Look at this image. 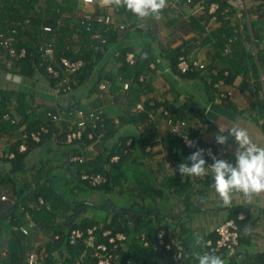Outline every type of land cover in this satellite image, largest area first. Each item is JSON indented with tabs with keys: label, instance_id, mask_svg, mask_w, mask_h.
<instances>
[{
	"label": "trees",
	"instance_id": "obj_1",
	"mask_svg": "<svg viewBox=\"0 0 264 264\" xmlns=\"http://www.w3.org/2000/svg\"><path fill=\"white\" fill-rule=\"evenodd\" d=\"M204 1L208 7L216 0ZM218 9L216 11V13L219 12L217 14L218 28L211 36H205V39L212 43L211 51L218 60L216 68L213 70L210 91L220 98V89L216 87L217 83L222 86L228 85L233 82L236 76L248 75L250 72L259 77V70L264 71V47H261L257 41L253 42L252 38H256L257 26L249 11L253 37H249L247 33L242 34L230 24L226 18L230 12L223 10L221 6ZM114 10L115 13L111 14L121 16L122 23L131 29L130 34L133 31H139L147 36L151 35L147 27L139 26L140 17L125 7L114 6ZM81 11L79 6L61 0H0V32H5L9 25L17 26L20 30L18 48L25 47L27 49L26 56L15 58L11 66L0 61L1 68L17 73L24 79L37 81V78L41 77L50 89L55 91L59 79L48 74L46 67L49 62L42 57L38 49L42 42L50 44L54 47L57 60L64 57L70 61L82 60L84 62L80 72L68 74V79L74 90L81 89L82 96L86 98L96 95L94 107L101 106L109 97H113L119 102L122 109L120 124L116 125L113 120L104 119L106 129L103 133L97 128L93 129L92 124H89L87 132L93 131V140L103 137L107 141L110 140L112 146L94 157L87 156L88 160L83 164L74 163L79 170L76 176L71 173V178L63 181L67 184L66 190L59 189L54 180L48 177L45 182L38 181L36 187L24 198H22L23 195H18L16 201L21 198L22 200L15 203L11 209L27 200L34 202L32 204L35 207L33 209L24 207V212L20 216L12 217L13 229L10 248L8 252L0 249V261L4 260L3 264H29L26 260L27 254L32 250H37L40 264H97L96 246L100 242L108 243V238L104 237L102 233L106 229H112L114 234L123 232L127 235V241L124 245L119 244L115 251L120 256L128 257L132 264H199L196 256L204 253L219 256L224 264H264V254L261 252L243 254L241 257V251L238 250L239 245L234 249L222 247L212 252L207 246V242L212 240L214 245L217 242L219 235L214 230L196 234L185 225L181 226L179 230L171 229L168 224H155L152 212L136 211L132 213L128 208H123V213L113 212L111 213L113 216L105 220L95 217L73 219L77 208L80 207V204L76 205L75 203L78 202L79 195H82V191L78 190V187L82 185L85 190L87 188L94 189L80 179V174L83 172L103 173L107 176L108 181L94 190H105L109 194L118 191L124 193L125 190L126 192L148 195L153 199L165 192L163 186L166 189L180 191L190 185L192 181V177L180 175L178 166L174 172H168L162 178L149 168L140 170L137 166L141 162V156L142 158L150 157L152 152L147 151V147L162 141L159 126L163 119L161 108L172 110L174 106V103L164 94L163 98L159 97L160 99L155 96L150 99L148 97V93L153 91L156 81L155 71L153 70L154 73H152L149 66L151 61L157 60V56L153 54L152 45H147V48L141 51H137L132 45L120 47L118 39L120 30L115 25H101L93 20H87L80 15ZM245 17L246 13H244L243 19ZM192 19L195 22L198 18L193 17ZM44 26H51L52 32L45 31ZM194 28H199L201 32L204 31L200 25L194 26ZM245 29L247 32L249 31V27H245ZM97 34L101 38H97ZM103 39L104 42H102ZM252 44L256 45V50L251 53L249 47ZM192 48V42H190L176 50L167 51L174 72L177 71L176 65L179 57L182 54H189ZM6 52L5 48L0 45V53ZM128 52L134 53V64L126 60ZM186 74L192 76L195 73L188 72ZM141 75L146 76L143 81L140 80ZM102 83L107 84L106 90L100 88ZM124 83L129 84L127 90H123ZM261 88V82L257 80V89L262 95ZM143 95H147L148 98L142 100ZM152 102L153 104H151ZM138 103H142L143 108L139 112H134L132 109ZM70 106L60 107V111L68 114ZM73 107L87 109L81 99L75 101ZM48 110V106L30 104L25 92L0 88V137L6 134L8 128L12 131L25 125L26 130L31 132L37 130L41 125H45L49 127L50 132L43 135L42 142L48 137L52 138V133H56L58 127L48 118ZM5 115L10 116V119H6ZM176 116L181 118L182 113H176ZM66 124L64 127H67ZM128 126L126 131H122ZM66 131L61 134L62 140L66 138ZM169 135L184 147L182 141L173 133L169 132ZM42 142L38 144L28 141V146L32 148ZM21 143L22 140L13 147L15 156L11 160V173L14 174H22L25 171L26 153L19 151ZM64 147L67 148L68 157L84 151L83 146L76 143L70 147L67 145ZM185 150L189 153L193 152L186 148ZM83 155L86 156V154ZM116 155H119V159L112 162V157ZM204 159L206 160L205 157ZM131 164L134 165V168L130 175L134 174L135 180H130V175L125 170ZM42 170L46 172L47 168ZM204 177L209 184L212 183L213 180L209 173ZM60 179L62 180V178ZM29 189L31 190L32 187L25 190ZM40 197L44 199L42 204L39 203ZM65 197H68V200ZM70 211L73 213L69 214ZM240 212L246 214L244 219L238 218ZM253 212V207L246 205L233 206L229 211L228 218L235 219L239 227V244L243 238L244 227L253 219ZM30 221H36L40 225L45 236L48 237L46 242L38 246L36 243L31 246L26 245L29 232L25 233L23 228H26L27 225L24 223ZM93 226L97 227L94 244H88L86 237L77 240L74 244L70 243L69 236L72 229L86 230ZM162 229L166 231V242L172 244L169 250L158 243V233ZM152 232L153 235L150 236ZM173 237L182 246V260L176 259L178 246L172 242ZM110 247L114 251L113 245ZM4 251L7 252L6 255H2ZM57 257L61 261L58 262Z\"/></svg>",
	"mask_w": 264,
	"mask_h": 264
},
{
	"label": "crops",
	"instance_id": "obj_2",
	"mask_svg": "<svg viewBox=\"0 0 264 264\" xmlns=\"http://www.w3.org/2000/svg\"><path fill=\"white\" fill-rule=\"evenodd\" d=\"M61 1L65 2L66 0ZM70 2L81 9H88L91 12L115 13L114 6L105 7L100 3V0H96L94 4L89 5L84 4L82 0H67V3ZM212 3H217L219 9L221 6L223 10L230 12L226 18L237 30L242 32V34L247 33L249 37H253L249 11L257 26L256 38H252L253 42L257 41L261 47H264V0H216ZM205 4L207 3L205 2ZM218 13L210 12L207 7L203 11H200L196 2L187 4L185 0H167L166 7L162 10L159 19L155 17L139 19V26L147 27V30L151 32V35L148 37L152 41L153 51L155 49V53L153 54L157 58L162 57L161 63H158L156 70H154L156 77L154 89L147 95L149 99L154 96L155 98L161 96L163 98V94L166 95L174 103L172 111L177 114L182 113L181 118L188 119L192 135L198 136L199 141L204 146L211 145L214 141H217V135L228 136L227 130L219 132V124H226L229 127L231 125L244 127L249 131L254 142L264 146V96L257 89V80L261 82V86L262 82H264V71L259 70V77H256L252 72L248 75L241 74L236 76L231 84L222 86L225 90L231 91V95L227 99H221L210 91L213 70H215L218 60L213 55V51H211L213 48L212 43L207 41L205 36L209 37L217 30L219 25ZM244 13H246L245 19H243ZM120 17L117 18L118 22H122ZM193 17H197L198 19L194 22ZM197 25H200L204 31L201 32L199 28H194ZM245 27H249L248 32ZM130 31H126V35H121L119 31V46L132 45L137 51L146 49V46L135 47L137 43L140 46L143 43L140 39L137 42H135L136 39L133 37L129 39L131 35ZM190 42H192L193 48L186 55L199 59L206 64L204 71L195 73L192 76L181 74L177 71L174 72L167 55L168 50H176L188 45ZM249 48L251 49L250 52H254L256 45L252 44ZM23 87L28 88L30 91H22L21 88ZM0 88L6 90L17 89L25 92L30 104L48 106L49 109L52 107L51 110L55 113H58V108L65 107L67 104V100L56 95L43 78H37V81L24 79L19 74L12 71L9 72L7 69L1 67ZM74 91L70 93L68 103H74L81 99V102L87 106V109L95 108L94 100L96 95L86 98L82 96L83 93L77 95ZM147 95H143L142 100L147 99ZM118 105V101L114 100L113 97H109L102 104L105 118L111 121L121 117L122 109ZM113 122L115 123V121ZM65 124L61 122L57 125L58 131L52 133V138L48 137L40 145L32 148L28 146L27 151L23 152L26 153V157L24 160L25 171L22 174L11 173V160L13 159L11 153H13L14 145L21 141L22 130L14 129L11 131L8 128L6 134L0 137L1 250L9 251L13 229L12 217L15 216L16 218V216H20L24 212L23 207H27L28 209L35 207L32 204L34 202L27 200L23 204H18L11 209L15 203H19L22 198L27 196L36 187L38 181L45 182L48 177H58V180L62 178L64 181L66 180L65 178L71 176L65 166V160L68 158L67 148L64 147L65 145H62L63 140L60 138L64 131L69 130V124H66L67 127H64ZM159 126L162 141L153 146L150 157L142 158L140 155L141 162L137 166H145V168H149L162 178L164 174H167V171L169 172L167 168L169 160H173L176 166L180 162L190 165L191 162L186 158L191 153L187 152L181 144L169 135L168 128L164 126L163 122ZM127 128L129 126L123 128L122 131H126ZM99 131L103 133L104 127L99 128ZM218 144L226 148L229 156L235 160L237 145L233 137L229 136L227 142L223 145ZM111 146L112 142L110 140L107 141L101 137L91 141L87 145L88 149L83 148L84 151L77 154H86V156L94 157ZM62 148H64L63 151L61 150ZM43 168H47V171H43ZM209 174L213 180L211 184L206 181V177H192L191 184L185 189L173 191L181 193L174 194L177 196V199L171 197L173 193H168V191L160 193L156 199L148 195L128 192L126 195H135L134 198H130V200L126 198L125 200L121 199V202L118 203L114 194L111 195L105 190H94L95 199L92 203H96L95 207L100 209L101 212L99 214L96 211L93 214H83L82 212L91 205L85 206L82 201H89L88 198L85 199L82 195H79L77 201L80 202V206H85V209L74 215H77L76 218L78 219L101 216L105 220L113 216L111 213H123V208H128L132 213L136 211L143 213L152 212L155 224H168L169 228L177 230L185 225V227L193 230L196 234H203L213 231L215 226L227 219L229 211L233 206H252L254 211L253 219L244 227L243 238H241L238 250L241 251V257L243 254H257L259 252L264 254V193L252 197L251 202H247L242 193H233L232 204L230 206H223L214 188L213 175L210 171ZM30 186L32 189L26 191L25 189ZM63 186L65 187L67 184L63 182ZM19 194L23 195V197L16 201ZM3 195L7 196L6 200L2 199ZM138 196L140 198L136 200L135 198ZM107 197L112 200L114 205H117L118 209L116 211L108 210L104 206L105 198ZM146 198H151L152 203L147 204ZM156 204L159 206L158 211ZM27 208L26 211L28 210ZM149 208L151 209L150 211H148ZM72 213L73 211H70L69 214ZM24 224H27L26 228L29 232L26 245L31 246L33 243L39 245L47 241L48 237L45 236L42 228L36 221ZM151 235H153V232ZM57 261L59 262L61 259L57 257ZM4 262V260L0 261L2 264Z\"/></svg>",
	"mask_w": 264,
	"mask_h": 264
},
{
	"label": "built area",
	"instance_id": "obj_3",
	"mask_svg": "<svg viewBox=\"0 0 264 264\" xmlns=\"http://www.w3.org/2000/svg\"><path fill=\"white\" fill-rule=\"evenodd\" d=\"M84 4H94L96 0H82ZM187 4H192L196 2L200 11H203L207 4H205L204 0H185ZM219 5L217 3H212L209 5L208 10L214 13L218 9ZM80 15L87 20H93L96 23L101 25L112 26L115 25L118 30L127 29V25L124 23H119L118 19L120 16L117 14L111 13H96L97 11H89L88 9H81ZM45 31L52 32L51 26H44ZM20 34V30L17 26L9 25L5 32H0V45L5 48L6 53H0V61L7 66H11L13 64V60L15 58L25 57L27 54V49L25 47L18 48L19 40L18 35ZM97 38H101L99 34L96 35ZM105 40L103 39L102 42ZM39 52L42 54V57L49 62L46 67V70L50 76L55 79H59L57 83V89L54 91L56 95L67 100V104L71 105L68 109V114H64L58 108V113L53 112V110L49 109L47 111L48 118L53 121L56 126L61 122H69V130L66 133V138L63 140V144L71 146L76 144L82 145L84 149H88L87 145L93 141L94 133L93 131H88L89 124H92L93 129H99L103 126L101 122H103V117L105 115L104 108H89V109H81L74 108V103H68L69 95L73 92V86L70 84V80L68 79V74H76L80 72L84 66V62L82 60L70 61L67 58H61L57 60L55 57L54 47L50 44L41 43L38 46ZM255 51V50H254ZM126 60L134 64L135 55L133 52H128L126 55ZM161 61V57H158L156 61H151L149 66L152 70H156L157 63ZM177 72L181 74L186 73H198L204 71L206 69V64L199 59L191 58L186 54H182L177 62ZM63 75V77H62ZM146 78L145 75H141L140 80L143 81ZM107 84L102 83L100 85L101 89L106 90ZM216 87L220 88V97L226 99L231 95V91L225 90L220 84H216ZM129 88L128 83L123 84V89L127 90ZM262 93L264 96V82H262ZM153 104V102L151 103ZM65 106V107H66ZM143 108L142 103H138L132 110L134 112H139ZM163 111V119L162 122L165 127L168 128V131L173 133L177 138H179L184 148L189 149L193 152L200 150L202 155L207 160V165L213 163V157L217 159H224L230 163H234V160L229 157V152L223 146H220L217 141H214L213 144L204 146L199 141V137L196 135H192V131L190 129V124L187 118H178L176 113L172 110L162 109ZM6 119H10V116L5 115ZM115 123L119 124V118H115ZM15 122V120H13ZM22 135L21 140L22 143L19 146L20 152H25L28 149V141H34L36 143L42 142V138L44 134H48L50 132L49 127L45 125H41L37 130H33L28 132L26 130L25 125L21 128ZM153 146L150 145L147 147V151H152ZM15 153H11V157H14ZM119 159V156L112 157V162H116ZM88 160L87 156L83 154H72L70 158H66L70 164L80 163L83 164ZM176 163L173 160H169L167 163V168L169 172H174ZM168 173V171H167ZM80 179L86 183L91 188L97 189L99 186L105 184L108 179L107 176L103 173H91V172H83L80 174ZM3 200L7 199L6 195L2 196ZM39 203H44V199L42 197L39 198ZM24 208V207H23ZM246 214L244 212H240L238 215L239 219H244ZM97 230L96 226L88 227L85 229L75 228L70 232L69 240L71 244L77 242V240L86 237L88 240V244H94L95 240V231ZM23 231L27 233V229L23 228ZM214 231L219 235L217 242L213 243L212 240H208L207 246L210 247L211 251L219 250L222 247H227L229 249H234L239 245L240 240V231L238 224L235 219L227 218L223 222L219 223L215 226ZM102 235L108 238V243L100 242L96 246L95 256L98 259L97 264H132V262L126 256H120L119 253L115 251L120 245H124L127 241V235L123 232L113 233L112 229H106L103 231ZM166 231L162 229L158 233V243L166 247L169 250L172 246L171 243H167L165 239ZM172 242L176 243L178 246V252L176 259L182 260L183 252L182 246L178 243V241L173 237ZM113 245L114 251L112 250ZM38 246V245H36ZM7 252L4 251L2 255H6ZM26 260L29 264H40L39 253L37 250H32L27 254Z\"/></svg>",
	"mask_w": 264,
	"mask_h": 264
},
{
	"label": "clouds",
	"instance_id": "obj_4",
	"mask_svg": "<svg viewBox=\"0 0 264 264\" xmlns=\"http://www.w3.org/2000/svg\"><path fill=\"white\" fill-rule=\"evenodd\" d=\"M100 3L105 7H125L128 11L142 19L148 17L159 19L162 10L166 7L167 0H100ZM101 107L103 106L95 108ZM118 118L120 121V117ZM103 119H105V115ZM102 124L105 130L104 120ZM226 130L228 136L217 135L216 140L223 145L227 142L229 136L234 138V142L237 145L235 160L229 156L234 160V163L213 157V163L207 165L202 152L197 150L186 158L191 164L180 163L178 171L181 176L200 178L208 175L210 171L213 175L215 191L220 197L223 206H230L233 202V193L237 192L242 193L247 202H251L252 197L264 193V146L254 142L249 131L244 127L237 125L229 127L226 124H219V132ZM82 202L85 204V201ZM196 259L199 264H224V261L219 256L211 253L198 254Z\"/></svg>",
	"mask_w": 264,
	"mask_h": 264
},
{
	"label": "rangeland",
	"instance_id": "obj_5",
	"mask_svg": "<svg viewBox=\"0 0 264 264\" xmlns=\"http://www.w3.org/2000/svg\"><path fill=\"white\" fill-rule=\"evenodd\" d=\"M65 2H67V0L65 1ZM129 30H131L129 27H127V29H125V30H121L120 32H121V35H126L127 34V32L126 31H129ZM132 37L133 38H135L136 39V41L135 42H137L139 39L140 40H142V43H143V45H141L140 46V44H136V46L135 47H142V46H147V45H152V41L150 40V38L147 36V34H144V33H140V32H131V35L129 36V39H132ZM153 47V46H152ZM153 53H155V49H154V51H153ZM21 90L22 91H25V90H27V91H30L28 88H26V87H23V88H21ZM77 95H81V92H82V90L81 89H75V91H74ZM118 107L120 108V106L118 105ZM50 109H52V107H50ZM62 151L64 150V148H62L61 149ZM58 154H59V152H58ZM60 155V154H59ZM134 168V165L133 164H131V165H128V168H126L125 170L127 171V173H128V175H130V173H131V170ZM139 169L140 170H146V168H145V166H140L139 167ZM70 178H71V176H69ZM55 178H58V177H55ZM136 179V177H135V175L134 174H131L130 175V180H135ZM130 182V181H129ZM56 185H57V187L59 188V189H63V190H66V186L64 187L63 186V180H57L56 181ZM78 190H80V191H82V196L86 199V198H88V200L89 201H91V203L93 202V200L95 199V192H94V189H86L85 190V188L81 185V186H79L78 187ZM163 190H165L166 192L168 191V193H170V192H172L173 194L171 195V197H174V199H177V196H175L174 194H181L180 192L179 193H176V192H173L175 189H166L165 188V186H163ZM128 192H126L125 190H124V193H123V191H121L120 193H119V191L117 192V193H114V197H115V199H116V201H118V203H120L121 202V199H123V200H125V198L126 199H128V200H130V198H134V196L135 195H131V196H128V195H126ZM123 194V195H122ZM111 195H113V194H111ZM169 195V194H168ZM140 198V196H138V197H136L135 199L137 200V199H139ZM152 199L151 198H146L145 199V201H146V203L148 204V203H152V201H151ZM88 201V202H89ZM144 201V202H145ZM156 202V201H155ZM90 203V202H89ZM93 204H95V205H91V206H89L84 212H82L83 214H90V213H92L93 214V212H97L98 214L101 212L100 211V209H97L95 206L97 205L96 203H93ZM122 205H123V203H122ZM117 206V205H116ZM97 207H99V206H97ZM156 209H157V211H158V209H159V206L156 204ZM151 209L149 208L148 209V211H150ZM95 218H98V219H101V220H103V218L101 217V216H95ZM2 264V263H1Z\"/></svg>",
	"mask_w": 264,
	"mask_h": 264
},
{
	"label": "water",
	"instance_id": "obj_6",
	"mask_svg": "<svg viewBox=\"0 0 264 264\" xmlns=\"http://www.w3.org/2000/svg\"><path fill=\"white\" fill-rule=\"evenodd\" d=\"M251 53H252V52H251ZM65 164H66L65 166H66V169L68 170V172H70V173H72L74 176H76L77 173H78V170H79L78 166H72L68 161H66ZM52 179L54 180V182H56V181L58 180V178H55V177H53ZM65 179H67V178H65ZM61 194H62V193H61ZM65 199L68 200V197H65ZM75 204H76V205H79L80 202H76ZM86 205H95V204H93V203H91V202L89 203L88 201H85V206H86ZM85 206H80V207H78V208H77V213L80 212V211H82V210L84 211ZM104 206H105L108 210H111V211H116V210L118 209V207H117L116 205L113 204L112 200L109 199V197L105 198ZM76 216H77V215H74V216H73V219H75Z\"/></svg>",
	"mask_w": 264,
	"mask_h": 264
}]
</instances>
